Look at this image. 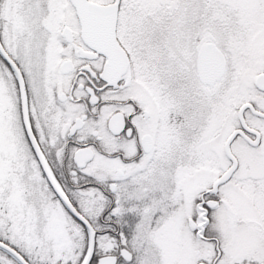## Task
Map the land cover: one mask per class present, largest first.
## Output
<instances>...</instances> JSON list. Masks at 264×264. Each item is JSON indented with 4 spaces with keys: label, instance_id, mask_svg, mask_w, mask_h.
Returning <instances> with one entry per match:
<instances>
[{
    "label": "snow or ice",
    "instance_id": "1",
    "mask_svg": "<svg viewBox=\"0 0 264 264\" xmlns=\"http://www.w3.org/2000/svg\"><path fill=\"white\" fill-rule=\"evenodd\" d=\"M0 264H264V0H0Z\"/></svg>",
    "mask_w": 264,
    "mask_h": 264
}]
</instances>
